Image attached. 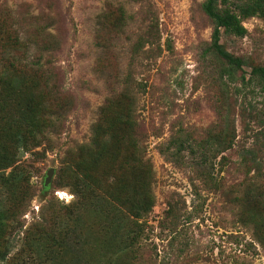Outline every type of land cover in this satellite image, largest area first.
<instances>
[{
	"label": "rangeland",
	"instance_id": "obj_1",
	"mask_svg": "<svg viewBox=\"0 0 264 264\" xmlns=\"http://www.w3.org/2000/svg\"><path fill=\"white\" fill-rule=\"evenodd\" d=\"M202 1L0 0V58L22 62L9 36L29 54L41 39L54 87L3 71L31 135L0 163V264H264V84L240 80L264 66V18H243V36L220 32L243 60L230 78ZM147 28L152 42L134 51ZM124 134L137 147L119 146ZM247 149L255 163L242 162ZM134 154L139 166L122 163ZM146 187L150 207L137 217Z\"/></svg>",
	"mask_w": 264,
	"mask_h": 264
},
{
	"label": "trees",
	"instance_id": "obj_2",
	"mask_svg": "<svg viewBox=\"0 0 264 264\" xmlns=\"http://www.w3.org/2000/svg\"><path fill=\"white\" fill-rule=\"evenodd\" d=\"M201 10L202 12L211 20L212 22V28L210 33V49L212 53L217 56L219 59L225 62L226 66L223 69L225 74L233 78V73L235 70L240 69L243 60L238 56H233L229 52L225 51V49L222 48L221 44L219 43V35L220 32L234 34L237 36H243L245 33V28L241 24V20L246 17L250 16H259L261 18H264V0H241L236 4H233V7H229L228 0H203L201 3ZM36 25H32L35 28V35L37 33H41L45 35L46 37H49L50 39H53V35L46 32L44 30L45 26H40L39 24L35 23ZM31 25V24H29ZM122 24L119 22H115L113 24L114 29L120 28ZM150 27V26H149ZM10 35V34H9ZM152 36L151 29L144 31L142 35H140L136 41L133 43V50H137L145 43H151L150 37ZM7 46L10 47V45H16L19 47V45L23 46V54L20 58L22 62H20L18 59H15L14 57H11L7 59L6 57L0 58V163L2 162H12L13 159L16 156V149L18 146H21L23 143V138H27L28 135H31V129L29 127H23L21 123L18 121L21 118L19 117L18 109L23 106L24 100L22 102L15 106L13 105V96L10 91V86L8 80L9 78L4 77V72L9 70H15L18 73L21 71L24 73L31 74L32 76H35L36 78H41L42 83L45 87L46 91H52L54 90V87L49 84L48 80H50V65L46 62L41 63L40 62V56L41 51L47 50V47L45 46L44 42L38 40L37 38H33L32 41L34 42L36 49L35 52L33 51L32 54H29L27 52V47L24 46V42L19 40L17 38V35L15 36H9L7 39ZM5 40V41H6ZM4 41V42H5ZM30 41V40H29ZM3 42V43H4ZM46 47V48H45ZM42 51V52H43ZM255 79L257 82L264 84V66H252L248 72V77L245 78L243 75L240 76V80L247 82ZM52 100H54L53 97H50ZM66 109H68L66 103H62L58 106V108L53 111L51 115H53L55 112L56 115H59L61 112H64ZM12 110L13 112L10 114L9 111ZM129 111V109H127ZM11 115V116H10ZM17 117L18 119L14 120L11 119L13 116ZM10 117V118H9ZM8 118V119H7ZM103 119V118H100ZM46 120H49L46 119ZM45 119L41 120L40 122L46 121ZM105 121V118L103 119ZM131 123V122H130ZM11 125L15 126L17 125L18 128H20V131H12L7 133V130L9 128L11 129ZM44 126V125H43ZM22 127V128H21ZM98 129V128H97ZM105 129L109 130L111 132L110 125H107ZM14 132V133H13ZM42 130L40 129V133ZM13 135L11 137V143H14V148H9L5 144H3L4 137ZM4 136V137H3ZM218 143H221L223 141L222 138L224 136H227L224 131H220L217 133ZM222 139V140H221ZM94 142V140H92ZM117 142L120 143L119 146H123L124 148L129 147H137L135 139L128 135H122L119 136L117 139ZM172 143H176V149L179 151L184 148V141L177 138H171ZM12 145V144H11ZM2 151V152H1ZM221 152V150L219 151ZM201 157V163H206V160L209 158V155L205 151H201L200 153ZM112 157V156H110ZM135 154L130 155V158H123L122 163H136V165L139 166L140 161L139 158H136ZM240 157L242 159L243 163H255V157L253 155V151L251 150H244L242 153H240ZM113 158V157H112ZM223 158V157H220ZM113 160V159H112ZM145 166H148L147 164H144ZM144 166V167H145ZM146 168V167H145ZM150 207V195L147 187L145 188V192L143 197L140 199V201L137 202L136 205L133 206L135 216L139 217L142 214L146 213ZM4 221L0 219V226L1 223ZM136 231L137 235L142 232V223L136 222ZM21 252V250H20ZM16 253L15 257L19 256V253ZM8 253V249L4 247L3 251H0L1 259L5 258L6 254Z\"/></svg>",
	"mask_w": 264,
	"mask_h": 264
},
{
	"label": "water",
	"instance_id": "obj_3",
	"mask_svg": "<svg viewBox=\"0 0 264 264\" xmlns=\"http://www.w3.org/2000/svg\"><path fill=\"white\" fill-rule=\"evenodd\" d=\"M51 172H52V168H49L46 173H45V176H44V179H43V186L46 187L49 183V180H50V176H51Z\"/></svg>",
	"mask_w": 264,
	"mask_h": 264
}]
</instances>
